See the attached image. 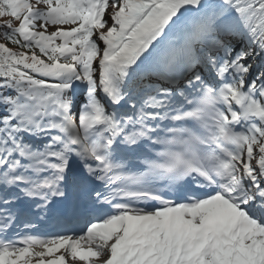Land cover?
Segmentation results:
<instances>
[{"label": "snow or ice", "instance_id": "6c2138e0", "mask_svg": "<svg viewBox=\"0 0 264 264\" xmlns=\"http://www.w3.org/2000/svg\"><path fill=\"white\" fill-rule=\"evenodd\" d=\"M5 17L0 264H264V0Z\"/></svg>", "mask_w": 264, "mask_h": 264}, {"label": "trees", "instance_id": "16d2710c", "mask_svg": "<svg viewBox=\"0 0 264 264\" xmlns=\"http://www.w3.org/2000/svg\"><path fill=\"white\" fill-rule=\"evenodd\" d=\"M7 20H8L7 17H5V18H3V19H0V24H4ZM13 23H14V22H13ZM14 26H15V23H14ZM2 30H6V29H2ZM2 42H5V41L0 40V43H2ZM7 46L10 47V48H13V47H14V46L11 45V44H8Z\"/></svg>", "mask_w": 264, "mask_h": 264}, {"label": "rangeland", "instance_id": "374dc122", "mask_svg": "<svg viewBox=\"0 0 264 264\" xmlns=\"http://www.w3.org/2000/svg\"><path fill=\"white\" fill-rule=\"evenodd\" d=\"M109 11H110V9H109ZM0 30H2V29H0ZM49 31H52V29H51V28H49ZM99 261H100V260H98V261H97V263H98Z\"/></svg>", "mask_w": 264, "mask_h": 264}]
</instances>
